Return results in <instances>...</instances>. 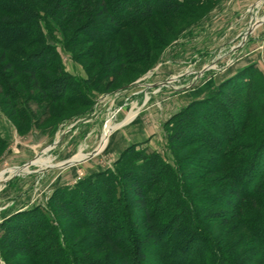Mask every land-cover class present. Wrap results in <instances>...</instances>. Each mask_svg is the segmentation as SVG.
I'll use <instances>...</instances> for the list:
<instances>
[{
	"label": "rangeland",
	"instance_id": "1",
	"mask_svg": "<svg viewBox=\"0 0 264 264\" xmlns=\"http://www.w3.org/2000/svg\"><path fill=\"white\" fill-rule=\"evenodd\" d=\"M25 1L38 9L27 41L42 42L19 44L11 42L10 35L0 33V43L10 44L8 58L20 67L32 65L25 55L46 46L51 71L40 72L39 77H63L68 90L64 99L61 95L57 100L42 97L30 92L22 73L8 82L14 90L9 99L14 100L12 110L4 104L0 83V244L5 219L38 208L35 219L46 220L49 227L55 225L50 233L62 251L65 248L77 257L78 262L73 264H119L121 253L103 243L88 221L78 225V218L71 214L60 215L55 208L49 211V199L55 191L74 193L75 188L88 187L92 195L97 191L103 196L112 190L111 194L126 202V207L116 206L122 214L114 219L124 227L115 235L124 240L118 245L125 249L131 239L133 247L135 239L144 248L143 257H128V261L264 264V178L259 182L264 175V0H195L183 4L175 13L115 28L114 34L108 30L110 23L103 29L98 25L102 34L108 30L103 37H111L101 43L89 40L79 25L71 26V17L49 16L46 11L56 0ZM18 4L24 2L18 0ZM18 4L0 0V18L2 9L17 8ZM7 18L16 21L23 16ZM141 52L145 54L137 60ZM112 69L116 75H110ZM242 79L246 80L242 106L233 113V123L243 117L239 135L234 136L238 127H231L230 113V119L221 120L223 126H203L201 134L198 127L194 133L216 139L218 144L200 141L189 133L173 147L170 130L185 111L197 100L215 98L226 81ZM73 82L83 100H78ZM209 110L217 111L215 103ZM196 112L195 118L199 119ZM128 118L132 119L126 122ZM137 121L142 129L135 130ZM114 133L127 140L121 151L108 148ZM130 134L139 142H133ZM230 138L233 141L224 146L223 140ZM75 154V158L88 156L74 165L64 163ZM129 167L137 179L151 186L145 190V198L155 216V245L151 240L132 236V232H142L147 226L139 223L143 208L129 202L133 190L129 186L126 189L128 184L122 177L123 172L131 170ZM150 167L162 172L148 175ZM12 171L14 175L9 178ZM103 182H107L106 187ZM228 183H234L241 195L250 191V197L242 196L236 206H226L220 197L234 198ZM72 195L76 200L77 196ZM78 200L69 207L72 213H78ZM179 214L178 225L184 231L187 225L199 227L190 249L188 244L180 249L187 234L171 237L168 223L177 220ZM20 223L25 219L17 218L12 225ZM207 233L210 237H205ZM35 256L0 247V264H48L54 260L44 256L43 262L42 257ZM64 259L65 264H72L70 257Z\"/></svg>",
	"mask_w": 264,
	"mask_h": 264
},
{
	"label": "trees",
	"instance_id": "2",
	"mask_svg": "<svg viewBox=\"0 0 264 264\" xmlns=\"http://www.w3.org/2000/svg\"><path fill=\"white\" fill-rule=\"evenodd\" d=\"M73 1L75 2H71V0H56L54 1L55 3L46 11V13L51 17L59 18L64 15L69 16V19L71 17V26L79 25L82 29V33L86 34L89 40L101 43L108 41L111 38H107L106 36L103 37L104 35H106L108 30H110V32L114 34L117 32L115 28L139 25L148 20L149 18L158 14L169 15L175 13L183 4L193 3V1L195 0H85V2H83L82 0ZM21 2H24V4L20 5L18 4V0H14V3L18 4L17 8L14 7L13 9L10 8L8 10H1L2 15L0 18V33H2L3 35L4 33L6 35H10L11 38H13L11 42H16L25 45H32L34 43L37 44L38 42L40 43L41 40L27 41L29 38L28 36H31L32 34V29H34L36 16L38 17V9L36 8L35 4H32L31 2H26L25 0H21ZM117 11L119 12L118 15H116ZM8 16H15L16 18H18V16H23V18L13 21L7 18ZM103 17H105L106 19L102 20ZM107 23H110L111 27H109V29L105 31V34H102V31L98 28V25H101L103 29L107 26ZM45 47L46 46H41L38 52H30V54L25 55L27 58H29V61L32 65L20 67L13 63L12 59L8 58L7 52L10 51V49L12 48L10 44L0 43V83L2 87L1 93L4 95L5 98L4 104H6L8 108L12 110L15 108V105L13 103L14 100H9L10 94H13L14 90L10 88L8 82L14 79L15 77H18L22 73L25 74V81L28 85V89L30 90V92L39 93L42 97L46 98H48L49 96L55 100L58 99V95L62 96L61 99L65 98V94L68 90V84L66 83L67 81L65 80V78L49 77L45 80H42L39 77L40 72L51 71V69H49L48 67V62L50 59L49 51L44 49ZM18 49L21 50L22 48L18 47L17 50ZM143 54L145 53L141 52V54H137V56L139 57L137 60H139L140 58L142 59ZM121 60H124V58L122 57ZM122 63L123 62H120L119 64L122 65ZM251 71L253 73V70ZM3 72H8V74H2ZM116 73L117 72H113L112 69L110 75H116ZM245 84L246 80L244 79L235 80L234 82H230V80H228L225 82V84L222 85L223 89L220 88L219 90H217V96H215V98L209 97L206 100H197L193 104L194 106H192V108H189L190 111L189 109L188 111H185V115L180 116L179 120L175 122L173 126V131L170 130L169 139L173 143V147H176V143L181 141L183 139L182 137L185 136V134L190 135L189 133H191V135H194V133L196 132V128L198 127H201L198 128V134H201L202 132H204L203 126H223V124L220 123L221 120L223 119V117L225 119H230V113L233 117L230 119L232 121L231 127H238L234 136L239 135L240 128H242V125L244 124L243 117L238 120V123H233L236 120V117L233 116V113L235 112V109L242 106L241 94L244 93L242 88ZM72 86V88L75 90L76 86H74V82L72 83ZM228 88L230 90L226 91V89ZM75 93H77V97L79 98L78 100L84 99L83 95L80 94L79 90L76 89ZM228 96L232 97L231 100L228 98ZM66 100H68V98ZM86 101L88 102V100H85V103H87ZM214 103L215 108L217 106V111L214 110L213 112L209 109H211V105ZM256 103L257 101L255 102V104ZM198 108L199 111L196 112V109ZM193 109H195V111ZM252 110L253 109H251L250 111ZM195 112L200 116L199 119L195 118ZM219 115L221 116L219 117L221 119H217V116ZM194 121L195 123L192 124ZM197 136V134L196 136L194 135V137ZM184 139H186V137ZM197 139L205 142H216V144H218V141L216 139H208L206 136L197 137ZM232 139L230 141L227 139L225 141L223 140L224 146L226 144H229V142L233 141ZM2 141L3 140L0 138V144L3 143ZM128 151L129 150H127L126 153H128ZM154 167H150L148 175H150L154 171L156 173L157 171L162 172L158 169V167ZM129 168L131 169V167ZM122 177L128 184L126 185V189L127 186H129V188L131 187L133 190V196L131 200L129 199L130 204L133 205V207H142L144 210V216L142 217V219H140L139 223L141 225L147 226V229L142 232H132V236H138L137 238L142 237L143 240L147 241L151 240L153 245L157 244L158 240H156L154 232L156 227V222L154 220L155 216H153V214L150 212L145 198V190L151 188L149 182H142L137 179L135 172L132 171V169L127 172H123ZM263 178L264 175L259 178V182H262ZM105 184L107 185V182H103V185ZM228 184L229 190L232 191L234 194V200H227L223 197H220V199L222 200V202H224L226 206L234 207L237 205L239 198H242V196H245V198L250 197V191L247 190L246 193L244 192L243 195H241L240 190L235 188L234 183ZM106 185L104 187H106ZM75 189L76 191L74 193H66L64 190L55 191L49 199V203L51 204V206H49V211L52 212V210L55 208L60 213V215L70 216L71 214L72 216L78 218V225H82L84 224L83 222L88 221V226L96 232V235L103 243L108 244L115 252L121 253L119 264H135L133 260L128 261L127 258L132 256L134 258L144 256V248L142 246H138L135 239H132V241H135V245L133 247H131V239H129V242L126 243L125 249H122V247H119L118 245L121 242L123 243L124 240L123 238H121V236H118L117 238L115 235H119V232L124 227H122L121 224L115 221L116 217H120L122 214V211L120 209H116V206L121 208L123 207L122 205H124V207H126V202H122L116 196L111 194L112 190L110 191V194L106 192L102 196L97 191L95 194L92 195L91 192L88 191V187H86L85 190H78V188ZM124 193L128 194L126 190L124 191ZM72 194H75L77 196L76 200L72 198V196H74ZM77 200L78 213H72L69 207L71 203H74V201ZM182 207L185 209V207L187 206L183 203ZM38 210V208H31L29 210L17 212L5 219L1 224V228L4 229V233L2 234V241L0 247H3L4 249H12L19 252H29V254L35 253V257H42L41 261H43L44 256H50L54 260L48 261V264H65L66 259L64 258L67 257H70L72 259V264L78 262L77 257H75L72 252H70L69 250H65V248H63L62 251V248L59 247V244H56L55 238L50 233V230H52L55 225L52 224L49 227V224L46 220L35 219L37 214H39ZM27 213H29L30 215L25 216ZM31 215L32 217H30ZM181 215L182 214L178 215L177 220L172 219L168 223V225L170 224L169 228L171 232H173L171 237L176 239L180 236L181 233L187 234L188 236L186 235L182 238L183 244L180 245V249L187 244L190 249L193 245V242H191L192 237L194 236L195 232L198 231L199 227L196 228L193 225H187L188 229L184 231L183 228L179 227L178 225L180 224L179 222ZM17 218L21 221L22 219H25V223H23L22 225L20 223V225L13 226L12 224L15 223ZM179 230L182 232H179ZM185 232H189L192 235L189 236V234ZM207 235L210 237L208 233L205 237H207ZM208 239L211 243H213L210 238ZM47 242L49 243V245L46 244ZM133 257L132 259H134ZM164 257H166V255H164ZM61 260H63V262H61ZM68 264H70V262ZM220 264L225 263L223 262Z\"/></svg>",
	"mask_w": 264,
	"mask_h": 264
},
{
	"label": "crops",
	"instance_id": "3",
	"mask_svg": "<svg viewBox=\"0 0 264 264\" xmlns=\"http://www.w3.org/2000/svg\"><path fill=\"white\" fill-rule=\"evenodd\" d=\"M132 118H128V119H126V122H128V121H130ZM118 127V126H117ZM117 127H115L113 130H115V129H117ZM134 128H136L135 130H138V129H142L143 128V125L141 124V122L140 121H137L135 124H134ZM135 130H133V132L135 131ZM141 131V130H140ZM112 132V131H111ZM17 133V132H16ZM109 134H110V132L108 133V134H106L105 136H107V138L104 136V138H103V143H102V145H101V148H100V150L105 146V144H106V141H107V139L109 138ZM136 135H137V132H136ZM59 136H57V138H58ZM131 138H134V139H132V141L133 142H139V140L137 139V137H135L133 134H130V139ZM138 140V141H137ZM126 141L127 140H124L123 139V136L122 135H120V134H118V133H114L112 136H111V140L109 141V146H108V148H109V150H112V148H113V151H118V150H120L121 151V145H123V144H125L126 143ZM132 142V143H133ZM44 151H45V149H44ZM94 153V152H93ZM93 153H91V155H93ZM75 156H76V154L74 155V156H72L71 158H69V159H67V160H65L64 161V163L66 162L68 165H74V164H76L77 162H79V161H81V160H83V159H85L87 156H88V154H85V156L83 157V158H75ZM30 162V161H29ZM63 162V161H62ZM27 163V162H26ZM23 166V165H22ZM46 167H48V166H46ZM14 175V173H13V171L12 172H9V174H8V177L10 178L11 176H13ZM9 178H7V179H9ZM5 179V178H4ZM6 179V180H7ZM5 181V180H4ZM1 182V181H0Z\"/></svg>",
	"mask_w": 264,
	"mask_h": 264
},
{
	"label": "bare ground",
	"instance_id": "4",
	"mask_svg": "<svg viewBox=\"0 0 264 264\" xmlns=\"http://www.w3.org/2000/svg\"><path fill=\"white\" fill-rule=\"evenodd\" d=\"M106 137V136H105ZM103 141V140H102Z\"/></svg>",
	"mask_w": 264,
	"mask_h": 264
}]
</instances>
